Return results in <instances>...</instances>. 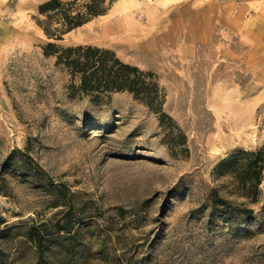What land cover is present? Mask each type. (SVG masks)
Here are the masks:
<instances>
[{
    "label": "rangeland",
    "instance_id": "obj_1",
    "mask_svg": "<svg viewBox=\"0 0 264 264\" xmlns=\"http://www.w3.org/2000/svg\"><path fill=\"white\" fill-rule=\"evenodd\" d=\"M45 1L0 0V264H264V170L252 197L215 172L264 147L262 0H113L61 40L37 24ZM50 41L155 72L189 150L127 91L72 96ZM214 190L253 216L218 211ZM69 207L73 231L56 232ZM41 223L37 248L26 232Z\"/></svg>",
    "mask_w": 264,
    "mask_h": 264
},
{
    "label": "trees",
    "instance_id": "obj_2",
    "mask_svg": "<svg viewBox=\"0 0 264 264\" xmlns=\"http://www.w3.org/2000/svg\"><path fill=\"white\" fill-rule=\"evenodd\" d=\"M113 0H47L39 6L37 24L50 39L61 40L70 31L105 14ZM44 51L54 56L56 63L66 69L71 76L69 86L71 95L83 94L94 102L111 98L115 92L127 91L135 99L143 102L159 115L161 126L165 127L166 142L171 147L188 151L187 135L171 115L164 110L166 93L161 87L157 74L144 70L138 65L124 61L115 50L95 44H75L62 46L55 41L48 42ZM264 170V147L260 149H241L218 163L215 172L228 175L237 191L246 197L259 193ZM212 206L218 211L239 219H250L254 209L246 203H233L214 190ZM3 220H0V224ZM41 223L29 227L26 237L37 246L42 245L49 235ZM56 232L70 233L75 227L73 207L64 212L63 219L55 222ZM11 226L0 228L2 237Z\"/></svg>",
    "mask_w": 264,
    "mask_h": 264
},
{
    "label": "crops",
    "instance_id": "obj_3",
    "mask_svg": "<svg viewBox=\"0 0 264 264\" xmlns=\"http://www.w3.org/2000/svg\"><path fill=\"white\" fill-rule=\"evenodd\" d=\"M253 0H249V2H251ZM252 3V2H251ZM258 12H260L261 14L264 15V0H262L261 4H260V7H259V10Z\"/></svg>",
    "mask_w": 264,
    "mask_h": 264
},
{
    "label": "bare ground",
    "instance_id": "obj_4",
    "mask_svg": "<svg viewBox=\"0 0 264 264\" xmlns=\"http://www.w3.org/2000/svg\"><path fill=\"white\" fill-rule=\"evenodd\" d=\"M95 19V18H94Z\"/></svg>",
    "mask_w": 264,
    "mask_h": 264
}]
</instances>
